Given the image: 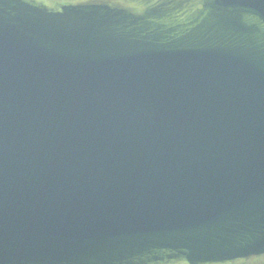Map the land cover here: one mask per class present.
Segmentation results:
<instances>
[{"label": "water", "instance_id": "water-1", "mask_svg": "<svg viewBox=\"0 0 264 264\" xmlns=\"http://www.w3.org/2000/svg\"><path fill=\"white\" fill-rule=\"evenodd\" d=\"M0 264H264V0H0Z\"/></svg>", "mask_w": 264, "mask_h": 264}]
</instances>
